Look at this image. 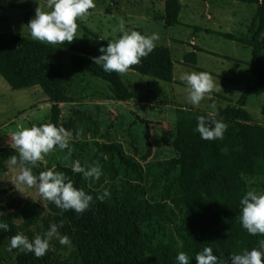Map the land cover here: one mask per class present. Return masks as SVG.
<instances>
[{"label": "trees", "instance_id": "16d2710c", "mask_svg": "<svg viewBox=\"0 0 264 264\" xmlns=\"http://www.w3.org/2000/svg\"><path fill=\"white\" fill-rule=\"evenodd\" d=\"M257 6L256 16L249 26L250 39L223 34L226 38L251 48L252 60L248 71L257 76L254 87H244V93L235 104L219 108L211 113L213 119H222L226 125L223 139L203 140L194 129L197 117L209 113H192L180 110L174 124L175 156L168 162L166 173L180 170L178 179L180 194L172 199L174 207L140 198V185L130 183L120 196L111 193L104 201L96 199L103 191L86 185L81 173L70 167L64 172L74 184L93 196L90 207L81 214L72 210L58 209L50 201L46 209L38 202L15 197L12 187L3 184L9 171L10 159L18 152L13 148L0 150V220L9 225L7 232L0 231V250L8 245L17 233L33 239L56 224L60 235H67L71 245H61L57 238L41 257L32 252L15 253L7 261L0 257V264H178L175 257L184 251L190 264H197L195 254L205 246L213 248V254L225 260L230 253L259 247L264 235H250L239 222V200L248 190L245 177H264V124L253 120L246 110L251 95L264 93V0H232ZM13 8L29 9L28 5H12ZM182 5L179 0L165 1V20L168 26L179 24ZM29 12L25 14L28 23ZM90 30L71 43L44 44L18 34L0 33V75L15 90L39 86L52 103L50 123L62 127V104L71 102L64 73L66 51L71 52L72 68H84L96 77L109 82L113 97L130 101L134 94L129 91L119 73L105 72L90 57L100 55L98 49L107 45ZM187 62L197 68L196 53L185 56ZM128 70L172 82L174 62L171 51L165 46H155L148 56L142 57ZM55 147V146H54ZM102 154H115L126 170L140 179L142 166L129 156L122 144H100L93 160ZM84 165L83 163H81ZM32 167L33 173H37ZM264 190V184H262ZM184 208V218L174 226L181 241L179 248L163 231V222H170L175 209ZM63 227H60V222ZM146 223H155L145 231ZM157 233L159 235H157ZM264 259V258H262Z\"/></svg>", "mask_w": 264, "mask_h": 264}, {"label": "rangeland", "instance_id": "374dc122", "mask_svg": "<svg viewBox=\"0 0 264 264\" xmlns=\"http://www.w3.org/2000/svg\"><path fill=\"white\" fill-rule=\"evenodd\" d=\"M165 1L94 0L95 7L76 21V38L83 37L85 29L103 39L117 38L120 33H113V28L121 19L125 21L126 29L148 35L157 33L159 39L155 46H165L171 51L174 79L167 82L132 70L119 73L126 88L134 94L130 101H119L113 97L109 82L87 69L72 68L71 52L66 51L64 73L72 101L62 104V128L68 133L72 155L65 159L67 149L54 147L33 165L37 172L34 175L53 166L61 171L75 160L89 163L100 144L120 143L125 152L141 164L140 179H136L131 170H126L115 154H102L96 159L102 167L100 179L89 178L85 180L86 185L101 191L109 189L114 196H120L130 183H135L140 185V198L174 207L172 199L180 194L177 182L181 172L177 169L166 173L168 162L175 156L172 147L174 124L180 110L215 113L219 108L237 103L245 86L257 84V76L248 71L251 48L223 35L250 39L249 26L256 16L257 6L232 0H179L182 5L179 24L168 26L163 19ZM44 2L46 4V0ZM12 5H28L29 9L13 8ZM35 7L33 0H0V33L32 38L25 14L29 12L32 18ZM194 51L197 68L185 60V56ZM262 60L264 62V53ZM194 71L207 72L214 84L196 105L188 102L186 82L180 79L182 74ZM211 105H215L214 110ZM245 108L254 121L264 124V93L249 96ZM51 113L52 103L39 86L15 90L0 75V150L15 149L11 134L33 124L50 123ZM8 166L9 171L3 179L5 187H12L15 197L38 202L47 209L50 202L41 196L37 186L17 183L19 165L9 163ZM245 180L248 190H262L263 176L245 177ZM184 212V208L175 209L176 215L171 221L161 223L168 239L179 248L182 245L174 226L184 218ZM154 225L146 223L143 228L149 231ZM14 253L15 249L10 252L7 245L0 250V257L7 261Z\"/></svg>", "mask_w": 264, "mask_h": 264}, {"label": "clouds", "instance_id": "9594fccd", "mask_svg": "<svg viewBox=\"0 0 264 264\" xmlns=\"http://www.w3.org/2000/svg\"><path fill=\"white\" fill-rule=\"evenodd\" d=\"M33 3L36 4L35 14L29 19L27 29L34 40L50 45L71 43L76 39V21L88 15V10L95 7L94 0H46V4L44 0H33ZM117 32L120 33L117 38L108 40L106 46L102 45L98 49L100 55L90 57L105 72L125 73L130 66L138 64L142 57L148 56L159 39L155 32L148 35L126 29L123 19L113 28V33ZM180 79L186 82L187 99L192 105L198 104L214 87L210 75L204 71L184 73ZM211 108L214 110L215 105H211ZM225 130L226 125L222 119H213L211 113L198 116L194 129L203 140L223 139ZM67 136L64 128L51 123L20 128L10 137L18 152V157H11L10 164L19 165L20 171L16 177L18 184L37 186L41 196L60 209L61 214L67 210L81 214L90 207L93 201L91 194L74 187L73 181L64 172L55 170V166L39 172L38 175L33 174L31 167L52 151L54 146L59 150L67 149L65 159H68L73 149L69 146ZM71 168L74 173H81L85 180H99L102 175V167L98 161L82 165L79 160H75ZM110 196V190L104 189L96 199L102 202ZM239 205L238 219L242 228L250 235H264V190H247L239 200ZM59 226L63 227L62 221ZM8 230V223L0 220V231ZM53 238H57L61 245H71L69 236L60 235L58 226L53 224L42 235L38 234L31 240L23 234L13 235L8 242V251L16 249L41 257L49 249ZM262 258L264 240L259 241L258 248L230 253L227 260L214 255L213 248L209 246L195 254L197 264H264ZM175 260L178 264H190V258L184 251H179Z\"/></svg>", "mask_w": 264, "mask_h": 264}, {"label": "crops", "instance_id": "0c3cea01", "mask_svg": "<svg viewBox=\"0 0 264 264\" xmlns=\"http://www.w3.org/2000/svg\"><path fill=\"white\" fill-rule=\"evenodd\" d=\"M210 18H212V17H210ZM229 20V19H228Z\"/></svg>", "mask_w": 264, "mask_h": 264}]
</instances>
